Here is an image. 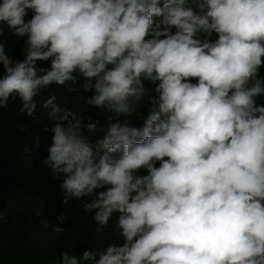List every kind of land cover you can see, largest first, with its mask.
Masks as SVG:
<instances>
[{
	"label": "clouds",
	"instance_id": "1",
	"mask_svg": "<svg viewBox=\"0 0 264 264\" xmlns=\"http://www.w3.org/2000/svg\"><path fill=\"white\" fill-rule=\"evenodd\" d=\"M5 28L0 109L82 81L107 114L40 105L62 203L118 229L55 264H264V0H0Z\"/></svg>",
	"mask_w": 264,
	"mask_h": 264
},
{
	"label": "trees",
	"instance_id": "2",
	"mask_svg": "<svg viewBox=\"0 0 264 264\" xmlns=\"http://www.w3.org/2000/svg\"><path fill=\"white\" fill-rule=\"evenodd\" d=\"M0 38H6L14 55L22 58V41L6 28ZM47 63L38 62L45 67ZM49 94H55L57 104L77 112L85 122L103 124L106 120L105 112L85 102L90 93L83 92L82 81L63 88L51 86L37 98L34 117L18 111V100L10 101L7 110L0 109V264H55L61 250L76 249L79 254L86 247L115 241L118 235L110 222L98 236L83 200L62 203L61 181L43 163L50 142L45 128L50 120L40 105ZM57 226L64 231L55 232Z\"/></svg>",
	"mask_w": 264,
	"mask_h": 264
}]
</instances>
